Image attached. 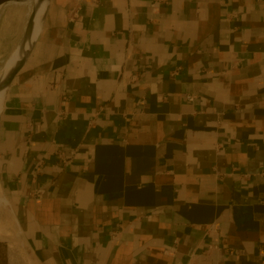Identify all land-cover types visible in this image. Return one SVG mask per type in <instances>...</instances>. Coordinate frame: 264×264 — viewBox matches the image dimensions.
Segmentation results:
<instances>
[{"label": "crops", "instance_id": "1", "mask_svg": "<svg viewBox=\"0 0 264 264\" xmlns=\"http://www.w3.org/2000/svg\"><path fill=\"white\" fill-rule=\"evenodd\" d=\"M0 118V264H264V0H51Z\"/></svg>", "mask_w": 264, "mask_h": 264}, {"label": "rangeland", "instance_id": "2", "mask_svg": "<svg viewBox=\"0 0 264 264\" xmlns=\"http://www.w3.org/2000/svg\"><path fill=\"white\" fill-rule=\"evenodd\" d=\"M33 3V0L32 2L15 0L7 3L5 5L6 7L0 10V67L9 59L12 52L22 40L32 14L30 11L32 12L33 10ZM40 17L41 15L39 16V21ZM39 21L35 25L36 27H38ZM34 22L36 23V21ZM10 218L7 206L0 203V236L3 233H12L13 228H11L12 223ZM3 249L4 247L1 245L0 255H2Z\"/></svg>", "mask_w": 264, "mask_h": 264}, {"label": "bare ground", "instance_id": "3", "mask_svg": "<svg viewBox=\"0 0 264 264\" xmlns=\"http://www.w3.org/2000/svg\"><path fill=\"white\" fill-rule=\"evenodd\" d=\"M25 1L26 2L27 1L32 2V0H25ZM33 2H34L33 3L34 7H33L32 12L34 11V9H37L38 12H37L36 17H35L36 23L34 22L32 30H31V36L29 37L28 40H23V38H24V36H23L22 40L17 45L16 49L12 52L9 59L7 61H5V63L0 67V84L5 83L6 80L10 77L12 71L16 68V65L17 66L19 65L18 61L20 62V60H22L25 53L34 44L38 35L40 34L41 27H42V21H43V17H44L46 8H47V4L45 2H41L40 0H33ZM5 5H2L0 7V10H3L6 7ZM32 12L30 11V13H32ZM40 15H41V17H40V21H39ZM37 20L39 21L38 27L35 26L38 23ZM34 31H36V33H34ZM7 88L8 87L5 86V88L0 92V117H1V113H2L3 108H4V101H5ZM0 203L4 204L5 206H7V204H8V200L3 195L1 188H0Z\"/></svg>", "mask_w": 264, "mask_h": 264}, {"label": "water", "instance_id": "4", "mask_svg": "<svg viewBox=\"0 0 264 264\" xmlns=\"http://www.w3.org/2000/svg\"><path fill=\"white\" fill-rule=\"evenodd\" d=\"M12 1H15V0H0V7L2 5H5L9 2H12ZM41 2H45L47 4V8H46V11H45V14H44V17H43V21H42V25H43V22H44V18H45V15H46V12H47V9H48V6H49V3L51 0H40ZM37 9H34V11L32 12L31 16H30V20L28 22V26L26 28V31H25V35H24V38L23 40H28L29 37L31 36V30H32V27H33V24H34V21H35V17H36V14H37ZM42 29V27H41ZM41 32V31H40ZM39 36V35H38ZM38 38V37H37ZM36 42V41H35ZM34 42V44H35ZM33 44V45H34ZM33 45L30 47V49L25 53L24 57L22 58V60H20V62L18 61L19 65L17 66L16 65V68L12 71L10 77L6 80L5 83H1L0 84V92L6 87L9 88L10 84L13 82L14 78L16 77V75L18 74V72L21 70V68L24 66L31 50H32V47ZM7 88V89H8Z\"/></svg>", "mask_w": 264, "mask_h": 264}, {"label": "built area", "instance_id": "5", "mask_svg": "<svg viewBox=\"0 0 264 264\" xmlns=\"http://www.w3.org/2000/svg\"><path fill=\"white\" fill-rule=\"evenodd\" d=\"M74 16H76V13H74Z\"/></svg>", "mask_w": 264, "mask_h": 264}]
</instances>
